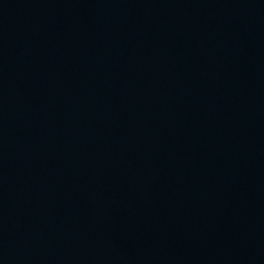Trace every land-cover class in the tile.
I'll return each mask as SVG.
<instances>
[{
  "label": "water",
  "instance_id": "obj_1",
  "mask_svg": "<svg viewBox=\"0 0 264 264\" xmlns=\"http://www.w3.org/2000/svg\"><path fill=\"white\" fill-rule=\"evenodd\" d=\"M0 264H264V0H0Z\"/></svg>",
  "mask_w": 264,
  "mask_h": 264
}]
</instances>
